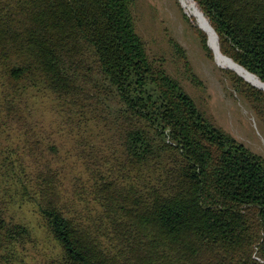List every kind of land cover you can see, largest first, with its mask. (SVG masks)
<instances>
[{"label": "trees", "instance_id": "1", "mask_svg": "<svg viewBox=\"0 0 264 264\" xmlns=\"http://www.w3.org/2000/svg\"><path fill=\"white\" fill-rule=\"evenodd\" d=\"M192 1L219 52L264 82V0ZM132 6L0 0V118L37 126L44 99L72 149L33 186L49 255L33 262L36 226L4 194L0 264H264V157L150 58ZM226 73L264 119V90Z\"/></svg>", "mask_w": 264, "mask_h": 264}, {"label": "rangeland", "instance_id": "2", "mask_svg": "<svg viewBox=\"0 0 264 264\" xmlns=\"http://www.w3.org/2000/svg\"><path fill=\"white\" fill-rule=\"evenodd\" d=\"M189 1L194 4L192 0H186L191 4ZM132 9L136 31L143 39L150 58L162 63L213 123L264 157V119L258 116L245 96L232 87L226 73L232 67L216 60L214 49L208 44L207 31L196 16L189 13L181 0H133ZM197 30L206 35L210 55L203 49ZM37 102L31 104L37 126L33 123L30 127L24 125L28 119L26 114L20 121L24 128L0 118V197L5 194L6 199H10L6 203L10 216L25 219L36 226L38 247L30 250L33 262L35 258L38 261L49 255L51 247L45 238L37 206L32 201L36 175L39 170H47V164L52 161L54 166L56 161L70 164L72 154L67 134H61L58 128L54 130L57 124L53 126V120L57 117L49 102L44 99ZM32 131L39 141L35 140L37 137ZM44 143H50V146ZM62 180L68 187L73 185Z\"/></svg>", "mask_w": 264, "mask_h": 264}, {"label": "bare ground", "instance_id": "3", "mask_svg": "<svg viewBox=\"0 0 264 264\" xmlns=\"http://www.w3.org/2000/svg\"><path fill=\"white\" fill-rule=\"evenodd\" d=\"M182 3L184 4V6L187 7L189 13H192L194 16H196L198 22L206 29L207 33H208V44H210L209 46L211 48L214 49V52H215V55H216V60L220 63H225L226 65L230 66V68L232 70H234L235 72H239L241 73L244 77H246L250 83L254 84L255 86H260L261 89L263 88L264 89V82H262L257 76H255L254 74H251L249 73L248 71H246L244 68L240 67V65H236L237 63L232 61L231 58H229L228 56H224L223 54H221L219 52V50L217 49L218 47V44L216 46V41H217V35L215 33V36H216V41H215V37H214V32L212 30V26L210 27L208 21L206 20V18L198 11V9L196 8V6L191 2L189 1L191 4L187 3L186 0H181ZM236 63V64H235ZM234 68V69H233ZM238 73V74H239ZM240 74V75H241ZM241 75V76H242ZM246 79V80H247ZM257 86V87H258ZM259 87V88H260ZM262 89V90H263Z\"/></svg>", "mask_w": 264, "mask_h": 264}, {"label": "water", "instance_id": "4", "mask_svg": "<svg viewBox=\"0 0 264 264\" xmlns=\"http://www.w3.org/2000/svg\"><path fill=\"white\" fill-rule=\"evenodd\" d=\"M218 37V36H217ZM230 58V57H229ZM241 66V65H240ZM235 72V71H234ZM236 74H238L237 72H235ZM239 75V74H238ZM241 76V75H240ZM242 77V76H241ZM243 78V77H242ZM246 80V79H245ZM247 82H249L248 80H246ZM250 83V82H249ZM251 85L255 86L254 84L250 83ZM256 87V86H255Z\"/></svg>", "mask_w": 264, "mask_h": 264}]
</instances>
